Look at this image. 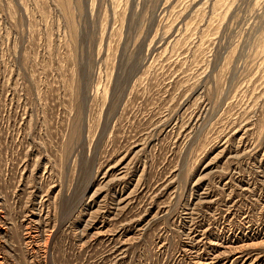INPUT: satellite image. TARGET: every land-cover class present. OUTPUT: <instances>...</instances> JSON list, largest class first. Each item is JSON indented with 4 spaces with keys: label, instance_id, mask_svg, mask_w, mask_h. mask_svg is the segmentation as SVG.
Returning a JSON list of instances; mask_svg holds the SVG:
<instances>
[{
    "label": "rangeland",
    "instance_id": "374dc122",
    "mask_svg": "<svg viewBox=\"0 0 264 264\" xmlns=\"http://www.w3.org/2000/svg\"><path fill=\"white\" fill-rule=\"evenodd\" d=\"M0 264H264V0H0Z\"/></svg>",
    "mask_w": 264,
    "mask_h": 264
}]
</instances>
